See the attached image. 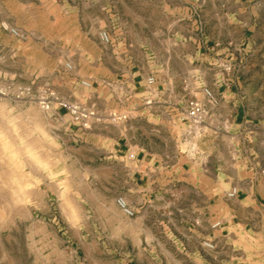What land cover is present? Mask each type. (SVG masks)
<instances>
[{
    "label": "crops",
    "instance_id": "crops-1",
    "mask_svg": "<svg viewBox=\"0 0 264 264\" xmlns=\"http://www.w3.org/2000/svg\"><path fill=\"white\" fill-rule=\"evenodd\" d=\"M44 3L0 0V80L26 77L27 43L11 31L43 32L29 20ZM133 3L164 53L148 56L152 85L122 80L129 119L94 124L73 156L82 215L59 218L74 264H264V0ZM221 60L234 64L223 83ZM192 99L206 111L198 138Z\"/></svg>",
    "mask_w": 264,
    "mask_h": 264
},
{
    "label": "rangeland",
    "instance_id": "rangeland-1",
    "mask_svg": "<svg viewBox=\"0 0 264 264\" xmlns=\"http://www.w3.org/2000/svg\"><path fill=\"white\" fill-rule=\"evenodd\" d=\"M133 5L45 0L44 16L29 20L43 32L11 31L26 40L28 59L25 78L0 80V264H74L59 218L82 215L73 200L74 190L84 189L73 156L82 152L80 141L94 124L114 127L129 119L119 98L127 88L122 80L128 74L147 79L148 56L164 53V41L154 44L147 18L136 16ZM47 13L54 16L50 21ZM103 31L108 43L100 38ZM43 99L50 110L42 109ZM56 100L95 117L85 128Z\"/></svg>",
    "mask_w": 264,
    "mask_h": 264
},
{
    "label": "built area",
    "instance_id": "built-area-1",
    "mask_svg": "<svg viewBox=\"0 0 264 264\" xmlns=\"http://www.w3.org/2000/svg\"><path fill=\"white\" fill-rule=\"evenodd\" d=\"M14 34L16 32L13 31ZM100 38L108 43L109 37L106 32L100 33ZM219 68V72L223 75L221 79H219V82H224V78L226 77V80L229 81V78L231 77V74L234 70V64L230 60H221L220 63L217 66ZM155 81V78L153 76H150L146 80V84L148 86L152 85ZM207 95H209L208 92H206ZM57 101V108L63 109L66 111V113L75 121L77 122H84L83 127L88 128L90 121L94 119L95 114L92 111H86L83 109H80L77 105L62 102L60 100ZM151 100H146V104H150ZM41 107L44 110H50V102L48 99H43L41 102ZM206 115V111L203 107V105L196 99L189 100L186 105V111L185 116L188 120L189 128H188V134H192V137H200L202 126L204 124V118ZM129 159L133 158L132 154L128 155ZM236 193V190L232 188L228 193L227 196L233 197ZM117 205L121 208V210L124 212V214L128 217H132L134 215L133 211L125 206V203L123 199L117 198L116 200ZM210 246V245H208Z\"/></svg>",
    "mask_w": 264,
    "mask_h": 264
}]
</instances>
